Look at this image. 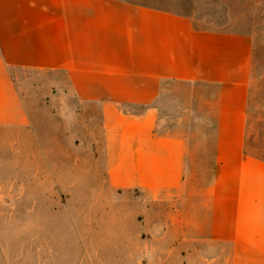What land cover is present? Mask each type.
<instances>
[{
	"label": "crops",
	"instance_id": "crops-1",
	"mask_svg": "<svg viewBox=\"0 0 264 264\" xmlns=\"http://www.w3.org/2000/svg\"><path fill=\"white\" fill-rule=\"evenodd\" d=\"M255 72L252 35L189 14L126 0H0V128L30 125L16 75L63 76L55 85L71 93V117H88L76 149L102 188L97 201L122 204L123 218L133 198L144 217L158 208L165 225H141L187 252L181 264L196 251L200 264L208 251L212 264H264V160L248 147ZM171 84L212 114L213 146L202 144L212 176L199 191L185 174V133L159 130Z\"/></svg>",
	"mask_w": 264,
	"mask_h": 264
},
{
	"label": "rangeland",
	"instance_id": "rangeland-1",
	"mask_svg": "<svg viewBox=\"0 0 264 264\" xmlns=\"http://www.w3.org/2000/svg\"><path fill=\"white\" fill-rule=\"evenodd\" d=\"M126 1L189 14L199 26L217 24L252 35L256 72L248 147L264 157V0ZM16 78L30 125L0 128V264H181L187 252L151 241L143 229L165 225L158 208L144 217L141 203L133 198L126 202L123 218L122 204L111 211L109 202L100 197L97 201L102 188L91 184L86 156L76 149V144L86 147L80 134L85 133L88 117H71V104L75 106L71 93L60 92L55 85L63 76ZM159 107V130L178 127L185 133L190 150L187 182L192 191L202 190L212 176L206 163L210 156L202 145L209 138L213 146L212 114L198 109L197 98L186 85H169ZM168 207L164 203L159 208ZM206 255L207 264H212L215 251ZM202 257L194 252L191 264H200Z\"/></svg>",
	"mask_w": 264,
	"mask_h": 264
},
{
	"label": "trees",
	"instance_id": "trees-1",
	"mask_svg": "<svg viewBox=\"0 0 264 264\" xmlns=\"http://www.w3.org/2000/svg\"><path fill=\"white\" fill-rule=\"evenodd\" d=\"M256 157H259L258 155H256V154H254ZM259 158H261L262 160H264V157H259Z\"/></svg>",
	"mask_w": 264,
	"mask_h": 264
}]
</instances>
